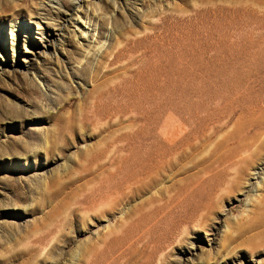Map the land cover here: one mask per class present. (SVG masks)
Masks as SVG:
<instances>
[{"label": "rangeland", "instance_id": "1", "mask_svg": "<svg viewBox=\"0 0 264 264\" xmlns=\"http://www.w3.org/2000/svg\"><path fill=\"white\" fill-rule=\"evenodd\" d=\"M0 46V264H264V0H0Z\"/></svg>", "mask_w": 264, "mask_h": 264}, {"label": "bare ground", "instance_id": "2", "mask_svg": "<svg viewBox=\"0 0 264 264\" xmlns=\"http://www.w3.org/2000/svg\"><path fill=\"white\" fill-rule=\"evenodd\" d=\"M25 42H26V40H25ZM230 46H231V44H230ZM198 47H199V45H198ZM1 49H3V48L0 46V51H1ZM195 59H197V58H195ZM163 66H165V65H163ZM159 144L162 145V143H159ZM127 149L130 151V154L126 158L125 165L121 169H119L120 173L123 174V177L121 178V180H119L115 184V187H117V188L121 187L122 184H124L125 182L129 181L130 179L135 178L138 175V173H140L142 171L140 168L143 169L146 166V163L148 162V160L150 161V158L153 156L155 150H157L154 145L147 147V146H143V145H134V144L129 145L127 147ZM161 149H163V148H161ZM172 149H174V148H172ZM168 151H170V150H168ZM214 177H216V176H213V177L210 176L209 178H206L203 182H201L200 184L195 186L191 190V192H189L187 194L188 197H187L186 201L187 202L190 201L189 204H190L191 208L189 209V212H191L192 215H197L203 209L209 208L210 207V201L217 195L218 189H219V181L215 180ZM133 246H134L133 242H127V241H122L121 244H113L112 245L113 248H112L111 252L109 254H106V255L103 254L101 256L100 260H99V264H115V262H117L124 255V251L123 250L124 249L129 250L130 248H133Z\"/></svg>", "mask_w": 264, "mask_h": 264}]
</instances>
